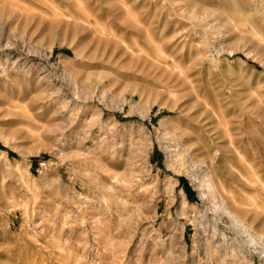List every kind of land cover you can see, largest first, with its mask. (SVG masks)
<instances>
[{
  "label": "rangeland",
  "instance_id": "374dc122",
  "mask_svg": "<svg viewBox=\"0 0 264 264\" xmlns=\"http://www.w3.org/2000/svg\"><path fill=\"white\" fill-rule=\"evenodd\" d=\"M0 264H264V0H0Z\"/></svg>",
  "mask_w": 264,
  "mask_h": 264
},
{
  "label": "bare ground",
  "instance_id": "6f19581e",
  "mask_svg": "<svg viewBox=\"0 0 264 264\" xmlns=\"http://www.w3.org/2000/svg\"><path fill=\"white\" fill-rule=\"evenodd\" d=\"M202 187L204 188V190L202 189L200 196L207 203V205L209 207L211 206V208H213V210L218 215L225 216L229 220L232 227L234 226V228L240 232V234L245 239V241H248V243L249 242L254 243L256 239L254 238L252 231H251V227H252L251 223L245 222L240 216L235 215L230 210V208H228L227 205H225L223 202H220L218 205H215V201L210 199L209 197L210 185H209L208 177L206 174L204 176Z\"/></svg>",
  "mask_w": 264,
  "mask_h": 264
}]
</instances>
